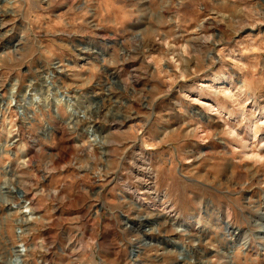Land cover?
Masks as SVG:
<instances>
[{"label": "rangeland", "instance_id": "rangeland-1", "mask_svg": "<svg viewBox=\"0 0 264 264\" xmlns=\"http://www.w3.org/2000/svg\"><path fill=\"white\" fill-rule=\"evenodd\" d=\"M137 2L103 0L104 19L94 31L87 29L88 20L73 21L70 28L67 20L53 18L46 33L50 55L42 63L60 61L69 69L57 74V83L72 91L79 83L90 92L103 80L125 93V108L117 109L130 114L103 124L115 144L101 151L88 145V137L61 133L54 147L38 152L17 105L8 110L3 95L8 89L0 92V176L34 187L27 198L40 205L36 215L49 220L44 235L63 236L86 215L98 218L103 230L111 212L99 194L107 195L110 206L127 200L146 178L149 157L161 186L182 171L189 176L211 171L217 181L229 166L236 179L264 175V0H148L151 15L133 17L129 8ZM126 29L141 35L125 47L113 37ZM85 46L91 51H81ZM117 52L123 53L120 63L112 59ZM104 60L110 63L100 69ZM42 84L46 95V81L33 90ZM208 103L220 114L212 115ZM96 168L110 175L97 179ZM140 191L147 203L149 185ZM6 195L9 190L0 186V199Z\"/></svg>", "mask_w": 264, "mask_h": 264}, {"label": "clouds", "instance_id": "clouds-1", "mask_svg": "<svg viewBox=\"0 0 264 264\" xmlns=\"http://www.w3.org/2000/svg\"><path fill=\"white\" fill-rule=\"evenodd\" d=\"M105 11L103 0H0V92L8 89L3 93L8 110L17 105L25 135L38 152L54 147L61 133L88 137V145L102 151L116 143L112 130L103 124L114 122L110 117L130 114L117 109V105L125 108L123 91L116 92L103 80L90 92L74 82L72 91L62 81L57 83V74L69 71L66 65L42 63L50 55L45 41L51 39L46 33L53 18L67 20L70 28L73 21L88 20L87 29L94 31ZM129 12L133 17H148L152 9L148 0H138ZM140 35L126 29L113 39L126 47ZM81 51L91 49L85 46ZM121 55L117 52L112 59L120 63ZM109 63L104 60L99 68ZM25 65L29 67L22 73ZM42 81L49 86L46 95L43 84L33 90ZM114 95L120 99L113 100ZM148 161L143 169L146 178L127 200L110 206L107 195L99 194L111 212L103 230L98 218L94 222L86 215L63 236L42 234L49 220L36 215L40 205L27 198L33 186L0 176V186L9 190L0 199V264H264V175L251 172L236 179L229 166L224 179L217 181L211 171V178L182 171L161 186L153 179L158 172ZM94 170L97 179L110 175V171ZM145 184L150 191L147 203L140 191ZM17 189L22 191L11 195ZM54 194L55 189L49 196Z\"/></svg>", "mask_w": 264, "mask_h": 264}, {"label": "bare ground", "instance_id": "bare-ground-1", "mask_svg": "<svg viewBox=\"0 0 264 264\" xmlns=\"http://www.w3.org/2000/svg\"><path fill=\"white\" fill-rule=\"evenodd\" d=\"M205 88H206V86H204ZM53 89V88H52ZM209 89V88H208ZM55 90V89H54ZM206 106H209V107H211V109H212V105H209V103L208 104H205ZM215 105V104H214ZM217 107V106H216ZM213 110V109H212ZM222 110V109H221ZM212 112H215V113H210V114H212V115H219L220 114V112H219V110H213ZM225 112V111H224Z\"/></svg>", "mask_w": 264, "mask_h": 264}]
</instances>
